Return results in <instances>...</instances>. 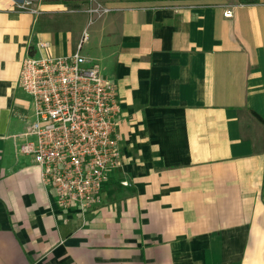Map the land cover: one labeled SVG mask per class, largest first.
Wrapping results in <instances>:
<instances>
[{
    "label": "crops",
    "instance_id": "0c3cea01",
    "mask_svg": "<svg viewBox=\"0 0 264 264\" xmlns=\"http://www.w3.org/2000/svg\"><path fill=\"white\" fill-rule=\"evenodd\" d=\"M25 1L0 0V264H264V0H94L113 9L91 22L90 0ZM76 50L121 103L120 163L85 209L20 150L22 58Z\"/></svg>",
    "mask_w": 264,
    "mask_h": 264
},
{
    "label": "built area",
    "instance_id": "2783aa9c",
    "mask_svg": "<svg viewBox=\"0 0 264 264\" xmlns=\"http://www.w3.org/2000/svg\"><path fill=\"white\" fill-rule=\"evenodd\" d=\"M92 1L86 8L89 22L113 9ZM30 6L27 0L19 7ZM224 15H234L232 5L225 6ZM88 35L85 28L80 46ZM18 82L32 96L35 119L28 133L36 136L35 141L23 142L20 150L33 154L43 183L53 188L61 207L92 206L122 156L116 133L121 112L116 84L79 50L25 55Z\"/></svg>",
    "mask_w": 264,
    "mask_h": 264
},
{
    "label": "rangeland",
    "instance_id": "374dc122",
    "mask_svg": "<svg viewBox=\"0 0 264 264\" xmlns=\"http://www.w3.org/2000/svg\"><path fill=\"white\" fill-rule=\"evenodd\" d=\"M154 1H158V2H160V3H172V4H192V3H212V2H214L215 0H154ZM96 3V1H92V4H95ZM90 4H91V2L88 4V5H86V7H88V6H90ZM97 4V3H96ZM85 7V8H86ZM22 8V7H21ZM25 9H30V10H32V11H34V12H37V9H35L34 7H27V8H25ZM96 17V16H95ZM90 18V17H89ZM83 53V52H82ZM33 108H34V106H33ZM31 110H32V108H31ZM29 115H30V117L32 118V113L30 112V108H29ZM33 112V114H34V117H33V119L32 120H34L35 119V112L34 111H32Z\"/></svg>",
    "mask_w": 264,
    "mask_h": 264
}]
</instances>
